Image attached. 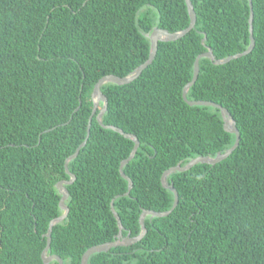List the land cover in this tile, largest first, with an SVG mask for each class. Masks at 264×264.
<instances>
[{
  "label": "trees",
  "instance_id": "trees-1",
  "mask_svg": "<svg viewBox=\"0 0 264 264\" xmlns=\"http://www.w3.org/2000/svg\"><path fill=\"white\" fill-rule=\"evenodd\" d=\"M190 2L196 22L189 33L158 43L133 82L101 87L102 124L139 143L122 168L132 188L123 196L119 164L133 143L100 127L94 114L84 147L67 165L75 177L66 186L68 215L51 229L48 254L62 264H80L87 249L115 240L111 201L122 237H135L142 210L172 207L164 171L234 144L217 109L188 106L181 94L198 55L210 49L220 60L247 49L248 3ZM251 3V52L222 66L201 59L186 94L226 109L238 146L214 166L170 175L178 199L170 214L146 217L139 242L87 264H264V0ZM188 23L184 0H0V264H43L48 225L61 214L55 184L68 180L64 161L85 139L97 81L126 77L146 61L143 34L175 33Z\"/></svg>",
  "mask_w": 264,
  "mask_h": 264
},
{
  "label": "water",
  "instance_id": "water-1",
  "mask_svg": "<svg viewBox=\"0 0 264 264\" xmlns=\"http://www.w3.org/2000/svg\"><path fill=\"white\" fill-rule=\"evenodd\" d=\"M184 3L186 6L188 18H189L188 26L184 30L179 31V32H175V33H169L165 30L153 28L150 31V33L143 34L144 37L149 42V53H148V57H147L146 61L143 64H141L140 66H138L132 73H130L126 77L118 78V77L113 76V75H108V76H104L101 79H99L97 81V83L94 85L92 92H91V95H90V100L92 103V109H91V115L88 119V123H87V127H86L85 139L77 147L75 152L71 156L66 158L64 161V164H63L64 173L68 176V180H62V181H59L58 183L55 184V190H56L57 194L60 196L59 203H58V209L61 212V214L57 218L53 219L48 225V229H47L46 234H45L46 245H45V247H44V249L40 255V258H41V261L43 264H49L52 261H55L57 264H62V261L58 256L48 254L49 247H50L49 244H50L51 229L56 224H59L60 222H62L68 215V208L65 205V201L68 198V192H67L65 186L71 185L73 183V181L75 180V177L68 172L67 165L71 160L76 158L79 150L82 147H84V145L88 139V135H89L91 118L94 116V114H96L95 120L100 127H102L103 129H106V130H111V131L123 136L125 139L130 140L133 143V147L131 149L129 156L125 160L121 161L119 164L120 177L127 182V190L123 196H125V197L128 196V194L132 188V182L129 180L128 177H126L123 174L122 168L129 161L132 160V158L134 157L136 150L139 146V143H138V141L134 135L125 134L120 129H118L116 127L105 126L102 124L101 120H102V117L106 111L107 101H106V98L104 97V95L101 93V87L106 85V84L123 86V85H127V84L133 82L136 78H138V76L141 74V72L147 66H149L152 63V61L155 57L156 51H157L158 43L175 42L178 39L185 36L187 33H189L194 28L195 22H196V16H195V13L193 10V6H192L190 0H184ZM247 3H248V8H249V16H248L249 45H248L247 49L245 51H243L242 53H238V54H235L233 56H229V57H226V58L220 59V60L215 59V57L213 56L212 51L210 49H207L205 53L198 55L193 62L192 79L189 83H187L184 86V88L182 90V94H181L183 101L188 106L212 107V108L217 109L220 112L223 131L225 133H228V134L233 135L235 137L234 144L232 145V147L225 150L223 153L216 154L215 157H197L194 159H190L183 166L178 164L175 167L169 168L168 170L164 171L160 177V183H161V186L163 189H166L172 193V195H173L172 207L168 211H165V212H153V211L142 210L140 215H139V218H138V224H139L140 230H139L138 235L135 237H130L129 234H127L125 237H122L123 227L121 226L119 217L117 216V214L113 210V205H112L113 201H111L110 202V212L116 221V225H117V229H118L117 235L115 236V240L112 242H109V243H104V244L93 246V247L87 249L81 257L80 264H87L88 259L94 254L105 253V252L109 251L110 249L116 248V247H128V246H131V245L139 242L144 237V235L146 233V229L144 226V219L146 217H149V218L166 217L168 214H170V212L177 205V202H178L177 193H176L175 189L172 187V185L167 183V178L170 175H172L173 173L186 172L197 164H206V165L214 166V165L218 164L219 162L223 161L224 159H226L235 150V148L238 146L239 133L235 127V122L233 121V119L229 115L228 111L226 109H224L223 107H221L220 105H217V104H214V103H211L208 101H188L186 99V94H187L188 90L190 89V87L193 86V84L195 83V81L197 79L198 72H199L198 63L201 59H207L212 64H214L216 66H222V65L229 63L232 60L243 57V56H245L251 52V50L254 47V40H253V36H252V3H251V0H247ZM203 41H204V39L202 40V43H203ZM99 106H101V107H100L99 111L97 112V109ZM77 109L74 112H76Z\"/></svg>",
  "mask_w": 264,
  "mask_h": 264
},
{
  "label": "flooded vegetation",
  "instance_id": "flooded-vegetation-1",
  "mask_svg": "<svg viewBox=\"0 0 264 264\" xmlns=\"http://www.w3.org/2000/svg\"><path fill=\"white\" fill-rule=\"evenodd\" d=\"M66 186H67V185H66ZM66 186H65V188H66ZM67 199H68V198H67ZM66 201H67V200H66ZM66 201H65V202H66ZM52 262H53V261H52Z\"/></svg>",
  "mask_w": 264,
  "mask_h": 264
}]
</instances>
